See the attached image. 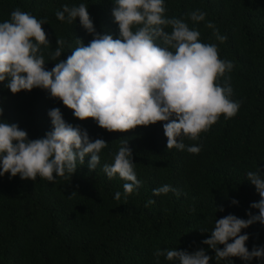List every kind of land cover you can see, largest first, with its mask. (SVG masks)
<instances>
[{
    "label": "trees",
    "instance_id": "obj_1",
    "mask_svg": "<svg viewBox=\"0 0 264 264\" xmlns=\"http://www.w3.org/2000/svg\"><path fill=\"white\" fill-rule=\"evenodd\" d=\"M84 3L97 32L119 38L114 21V0H0V22L10 19L15 9L46 19L43 28L50 45L43 48L47 70L55 62L50 53L64 39L73 48L77 38L87 45L93 36L80 24L57 19L64 5ZM167 15L185 19L193 10L207 13L206 21L193 24L201 41L216 43L222 60L234 68L218 83L233 89V101H240L237 115H221L198 141L181 137L186 145L201 147L199 154L167 149L163 123L138 126L127 132H108L94 119L79 120L62 101L40 88L13 94L0 83V106L3 119L18 124L29 139L42 138L53 126L50 109L59 108L65 121L87 130L90 139L108 143L100 153L95 170L88 167L91 157L70 177L55 182L37 177L22 180L10 173L0 176V264H172L154 255L157 249L175 248L194 252L204 249L217 264L215 252L202 243L209 238L216 219L229 214L248 219V212L259 214L250 205L261 197L247 179L248 171L264 175V0H165ZM213 22L222 35L219 43L212 30ZM60 59L71 50L65 48ZM127 139L141 186L127 198L119 175L109 179L104 164H113L120 146ZM170 185L180 192L153 195V189ZM121 193L117 201L116 192ZM149 200L155 201L148 204ZM236 200L239 203L233 204ZM148 205L147 207L145 205ZM223 209V211H219ZM249 240L246 247L264 248V224L259 222L242 230ZM231 242V241H230ZM223 248V245L220 246ZM220 264H229L220 261ZM231 264H264V258L245 262L232 257Z\"/></svg>",
    "mask_w": 264,
    "mask_h": 264
},
{
    "label": "clouds",
    "instance_id": "obj_2",
    "mask_svg": "<svg viewBox=\"0 0 264 264\" xmlns=\"http://www.w3.org/2000/svg\"><path fill=\"white\" fill-rule=\"evenodd\" d=\"M114 4L112 15L119 26V38L97 32L84 3L66 4L56 12L57 19L68 24L79 18L93 39L85 45L77 38L73 48L58 37V46L50 53L55 62L51 70L45 68L42 51V46L46 49L50 45L43 28L46 19H37L19 8L12 11L9 20L0 22V83L7 81L5 87L13 94L34 88L47 90L71 109L74 117L94 119L108 132H127L164 122L168 150L199 154L200 146L186 145L181 137L198 141L221 115L231 119L241 107L240 101L231 99L232 87L218 83L234 64L222 60L218 45L202 42L200 31L187 22H205L207 13L197 9L185 19L169 17L165 0H114ZM205 27L212 30L219 43L227 40L213 22L207 21ZM66 47L71 55L62 60ZM3 114L0 106V176L10 173L22 180L40 177L55 182L58 177H72L88 156V167L95 170L101 151L108 147L105 140L93 141L87 130L67 123L59 108L48 112L52 130L36 139H29L27 131L4 120ZM134 169L129 141L120 139L114 163L104 164L103 171L109 179L118 174L126 181L125 198L141 186ZM246 176L261 197L250 205L259 214L249 211L248 219L229 214L216 219L211 231L201 229L210 233L202 243L215 252L217 264H231L232 257L245 262L264 258V248L249 251V236L242 234L254 223L264 224V175L258 169L248 171ZM169 192L180 195L170 185L153 189L154 196ZM114 198L119 201L121 193L116 192ZM154 202L149 200L148 204ZM154 255L172 264H210L212 259L204 249L190 253L165 248L157 249Z\"/></svg>",
    "mask_w": 264,
    "mask_h": 264
}]
</instances>
